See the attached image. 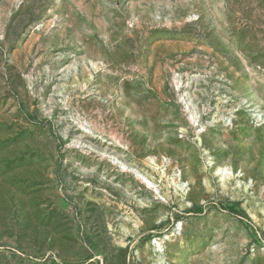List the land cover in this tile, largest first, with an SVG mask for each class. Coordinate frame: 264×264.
Masks as SVG:
<instances>
[{"label":"rangeland","instance_id":"1","mask_svg":"<svg viewBox=\"0 0 264 264\" xmlns=\"http://www.w3.org/2000/svg\"><path fill=\"white\" fill-rule=\"evenodd\" d=\"M0 264H264V0H0Z\"/></svg>","mask_w":264,"mask_h":264}]
</instances>
